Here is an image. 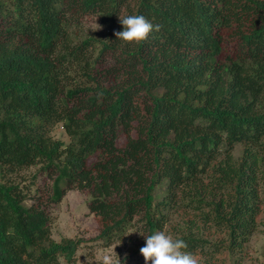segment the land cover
Returning <instances> with one entry per match:
<instances>
[{"label":"trees","instance_id":"obj_1","mask_svg":"<svg viewBox=\"0 0 264 264\" xmlns=\"http://www.w3.org/2000/svg\"><path fill=\"white\" fill-rule=\"evenodd\" d=\"M127 15L161 30L121 47ZM57 164L105 247L179 214L169 232L199 264H244L264 208V0H0V264H73L86 242L53 239L18 176Z\"/></svg>","mask_w":264,"mask_h":264},{"label":"rangeland","instance_id":"obj_2","mask_svg":"<svg viewBox=\"0 0 264 264\" xmlns=\"http://www.w3.org/2000/svg\"><path fill=\"white\" fill-rule=\"evenodd\" d=\"M84 29L87 32L102 34V27L99 20L95 17L84 19ZM97 24L100 29L97 28ZM51 135L54 139H62L67 141V136L63 132L61 125L56 126ZM122 140V138H121ZM234 154L238 156L239 147L235 149ZM41 166H31L18 174L26 185H32L31 197H40L43 202L48 205L47 214L49 218L51 236L56 241L62 238L84 239L86 242L78 249L73 264H96L100 262V257L105 250L113 254V259H120L121 264H145L144 257L140 252H135L137 243L141 242L144 235L140 230V224H137V218L133 222V228L128 230L122 237V240L116 241L113 245L105 247L94 239L100 232L101 221L93 213L90 212L87 204L88 195L77 189H66L63 180L68 175V169L65 165L57 164V173L53 177L48 178L41 174L35 182L32 177L39 171ZM28 201L27 204H31ZM182 221V216L173 214L171 223L165 226V233L169 232L170 225ZM140 233V234H139ZM175 235V236H174ZM215 239V237L213 238ZM264 208L260 215L257 231L250 238L247 244V257L244 264H264ZM115 252L117 254L115 256Z\"/></svg>","mask_w":264,"mask_h":264},{"label":"clouds","instance_id":"obj_3","mask_svg":"<svg viewBox=\"0 0 264 264\" xmlns=\"http://www.w3.org/2000/svg\"><path fill=\"white\" fill-rule=\"evenodd\" d=\"M119 21L123 31L116 32L115 36L122 42L121 47L138 46L146 42L154 31L161 30L160 25H154L143 15L119 16ZM97 28L100 29L98 24ZM140 235L146 241L145 246L140 249L145 264H199L196 255L187 251L188 245L183 239L174 238L164 231H156L148 236ZM115 256L118 257L116 252ZM99 259L100 264H121L120 259L114 260L113 254L108 250Z\"/></svg>","mask_w":264,"mask_h":264}]
</instances>
